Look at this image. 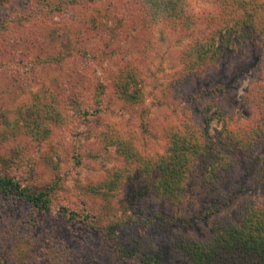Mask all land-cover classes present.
I'll list each match as a JSON object with an SVG mask.
<instances>
[{
    "label": "rangeland",
    "instance_id": "rangeland-1",
    "mask_svg": "<svg viewBox=\"0 0 264 264\" xmlns=\"http://www.w3.org/2000/svg\"><path fill=\"white\" fill-rule=\"evenodd\" d=\"M190 2L198 14L218 8ZM143 12L142 0H0V174L50 190L45 209L0 192V264H197L186 245L210 243L219 226L241 224L244 205H264V125L210 185L197 161L180 203L155 191L158 170L143 161L163 155L169 128L189 119L212 117L214 140L224 118L264 123V40L248 38L181 80L182 55L204 25L194 34L149 25ZM126 62L144 86L136 105L114 93L110 71L106 92L96 86L100 71Z\"/></svg>",
    "mask_w": 264,
    "mask_h": 264
},
{
    "label": "trees",
    "instance_id": "trees-1",
    "mask_svg": "<svg viewBox=\"0 0 264 264\" xmlns=\"http://www.w3.org/2000/svg\"><path fill=\"white\" fill-rule=\"evenodd\" d=\"M215 1L218 5L216 10L198 14L190 0H142L143 16L145 23L149 25L166 20L193 34L198 27L204 25V30L193 37V41L182 55L183 68L178 74L181 80L216 64L225 55L239 52L241 45L248 38L257 37L264 40V0ZM109 68L100 71L104 79L96 85L102 87L100 94L105 93L106 86H109L107 73L110 71L109 78L114 93L131 105L141 103L144 86L139 78L138 69L132 66L131 62H126L118 68L117 73ZM258 97L259 105L264 106V83L259 89ZM100 98L97 103L102 104ZM54 112L55 120L60 119L58 116L63 119L59 109ZM261 115L264 117V108L261 110ZM212 119V117L205 118L201 126L191 119L180 125H172L168 130L170 141L166 152L155 159H143L147 163L145 168L148 170L153 166L157 168L159 175L153 187L168 201L182 202L188 176L197 161L200 162L203 183L210 185L214 180H219L222 173L233 164L229 156L231 150L239 149L246 152L252 150L258 142L264 125L259 121L232 127L224 118V126L217 140H214L209 134ZM37 130L42 132L40 128ZM37 130L31 131L38 136ZM104 133V138L112 143L119 138L122 139L121 137L113 139L116 138L113 131ZM117 143L126 154L129 153L125 144L122 145L119 141ZM130 153L134 157L137 156L132 151ZM137 159L141 158L137 156ZM0 192L7 196L23 198L43 209L49 206V199L46 197L50 194L49 188L45 191H32L31 188L23 186L15 176L0 174ZM242 211L241 224L219 226L217 235L210 243L196 241L186 245L188 256L197 264H225V262L264 264V205L249 203L243 206ZM151 264H159V262L153 260Z\"/></svg>",
    "mask_w": 264,
    "mask_h": 264
}]
</instances>
